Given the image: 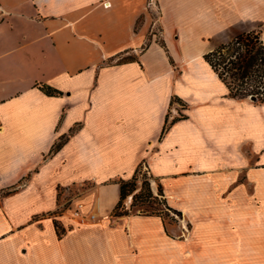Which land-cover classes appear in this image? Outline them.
Returning <instances> with one entry per match:
<instances>
[{"label":"crops","instance_id":"0c3cea01","mask_svg":"<svg viewBox=\"0 0 264 264\" xmlns=\"http://www.w3.org/2000/svg\"><path fill=\"white\" fill-rule=\"evenodd\" d=\"M152 10L0 0V264H264V102L230 97L203 58L250 31L264 43V0ZM142 166L180 234L162 216L111 217ZM77 202L98 218L78 224Z\"/></svg>","mask_w":264,"mask_h":264},{"label":"trees","instance_id":"16d2710c","mask_svg":"<svg viewBox=\"0 0 264 264\" xmlns=\"http://www.w3.org/2000/svg\"><path fill=\"white\" fill-rule=\"evenodd\" d=\"M204 60L210 65L218 78L227 86L229 96L237 99L253 97L256 103L264 102V43L259 31H250L240 34L226 44H221L213 51L204 55ZM133 57L119 59L118 63L133 61ZM112 61H109L110 64ZM41 90L46 94H59L44 85ZM128 179L118 181L119 199L114 206L111 217H122L130 215L124 210L123 202L126 197L134 191L136 186L137 174ZM163 196L161 186L159 191ZM137 199L141 200V211L139 214L147 216H162L165 211H172L165 202H162L165 209L156 207L148 200L155 199L149 189L148 182H143L142 191L133 197L134 206ZM165 202V203H164ZM178 215L179 212L172 211ZM56 227L57 224H55ZM61 234V232H60Z\"/></svg>","mask_w":264,"mask_h":264},{"label":"rangeland","instance_id":"374dc122","mask_svg":"<svg viewBox=\"0 0 264 264\" xmlns=\"http://www.w3.org/2000/svg\"><path fill=\"white\" fill-rule=\"evenodd\" d=\"M154 5H155V0H149V14H151L153 18H156L158 13H156L155 10H152ZM158 29L155 28L153 31H152V28L149 29V33H148V37H147L148 39H147V43H146L147 45L154 39L153 38L154 33L159 34ZM156 41L159 42L160 44H162L159 37L156 38ZM127 57H132V56H123L120 59H125ZM172 115H175L176 120H181V119L185 118V114L180 109V107H177L176 112L171 111L169 113V117ZM136 181L137 182H136V186H135L134 191L131 192L123 202L124 210L128 211L129 214H139L140 213V211H141V209H140L141 208V206H140L141 200L137 199V201H135V203H134V206H132V204H133L134 195L138 194L142 191L143 182H148L149 189L152 193V196L155 198V199L148 200V201L152 202L153 205H155L156 207L165 209V207L163 206V203H162L164 200H163V196L160 195L161 190L159 191V185L157 184L156 180L149 175L145 166L141 167L139 173L137 174V180ZM89 186L90 185L86 184L84 186V188L89 187ZM75 193H77V190H72L70 195H68L66 197V200L63 199V200H61L60 203L66 202L67 199H69V197H71V196H74ZM69 205H70V203L67 202L65 206H69ZM96 213H98L97 210H93V214H96ZM162 217L165 220L166 227H167L170 234H172V235L180 234L178 227L181 224H183V222H182L183 219H182L181 215H178L174 212L165 211V212H163ZM183 225L185 226V224H183Z\"/></svg>","mask_w":264,"mask_h":264},{"label":"built area","instance_id":"2783aa9c","mask_svg":"<svg viewBox=\"0 0 264 264\" xmlns=\"http://www.w3.org/2000/svg\"><path fill=\"white\" fill-rule=\"evenodd\" d=\"M84 204L77 202L73 208H70L71 217L81 225H87L90 222L97 219V215L93 213L85 214L83 213Z\"/></svg>","mask_w":264,"mask_h":264},{"label":"water","instance_id":"95a60500","mask_svg":"<svg viewBox=\"0 0 264 264\" xmlns=\"http://www.w3.org/2000/svg\"><path fill=\"white\" fill-rule=\"evenodd\" d=\"M249 99H250L251 101H255V99H254L253 97H250Z\"/></svg>","mask_w":264,"mask_h":264}]
</instances>
